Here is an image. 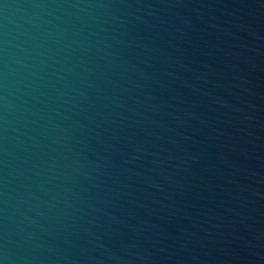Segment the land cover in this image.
<instances>
[{
	"label": "water",
	"instance_id": "water-1",
	"mask_svg": "<svg viewBox=\"0 0 264 264\" xmlns=\"http://www.w3.org/2000/svg\"><path fill=\"white\" fill-rule=\"evenodd\" d=\"M0 264H264V0H0Z\"/></svg>",
	"mask_w": 264,
	"mask_h": 264
}]
</instances>
